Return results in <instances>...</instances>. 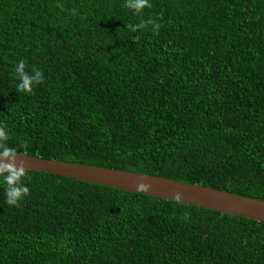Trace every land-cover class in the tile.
Returning a JSON list of instances; mask_svg holds the SVG:
<instances>
[{"label": "trees", "instance_id": "obj_1", "mask_svg": "<svg viewBox=\"0 0 264 264\" xmlns=\"http://www.w3.org/2000/svg\"><path fill=\"white\" fill-rule=\"evenodd\" d=\"M150 3L0 0L10 146L264 198V0ZM20 59L44 75L31 93ZM29 172L18 206L0 184V264H264V221Z\"/></svg>", "mask_w": 264, "mask_h": 264}, {"label": "water", "instance_id": "obj_2", "mask_svg": "<svg viewBox=\"0 0 264 264\" xmlns=\"http://www.w3.org/2000/svg\"><path fill=\"white\" fill-rule=\"evenodd\" d=\"M19 152L21 155L17 157V162L25 161L26 166L31 170L77 177L86 181L102 183L130 191H139L166 199H175V192L181 191L183 193L181 201L185 203H193L264 221V198L248 196L199 182L182 181L157 174L57 158H46L22 151ZM141 181L150 183L152 185L151 190L138 189L137 184Z\"/></svg>", "mask_w": 264, "mask_h": 264}, {"label": "clouds", "instance_id": "obj_3", "mask_svg": "<svg viewBox=\"0 0 264 264\" xmlns=\"http://www.w3.org/2000/svg\"><path fill=\"white\" fill-rule=\"evenodd\" d=\"M125 7L136 15L142 14L145 8H150L151 3L150 0H125ZM149 25L154 33L161 27L151 18L141 19L139 23L129 24L127 27L135 33L138 29H147ZM14 75L17 79L16 90L25 93H31L34 85L40 84L44 79L43 73L38 68L33 67L30 72L27 71L24 59H20L14 65ZM20 155L16 147L10 146L5 128L0 127V184L4 186L5 203L10 206H18L29 194L25 181L30 178V172L25 161L17 162V157ZM137 188L151 190L152 185L141 181L137 184ZM174 198L179 203L183 199V193L176 191Z\"/></svg>", "mask_w": 264, "mask_h": 264}]
</instances>
